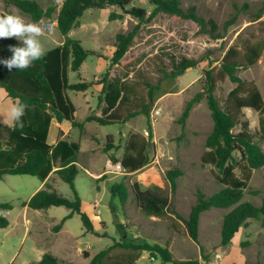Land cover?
I'll return each instance as SVG.
<instances>
[{"label":"rangeland","instance_id":"obj_1","mask_svg":"<svg viewBox=\"0 0 264 264\" xmlns=\"http://www.w3.org/2000/svg\"><path fill=\"white\" fill-rule=\"evenodd\" d=\"M38 1L45 8L55 6L58 11L63 0ZM181 1L183 8L195 4L201 16L214 18L221 32H225L224 24L234 15L236 20L228 27L223 38L215 39L203 32L197 22L175 15L159 13L149 21L140 22L138 18L125 14L124 18L111 21L110 13L122 12L120 8L91 7L69 32L68 36L80 39L86 49L98 52L89 55L80 71L70 72L71 83L98 82L106 77L114 86L124 90V99L118 107L122 114L140 109L142 104L149 101L147 84H159L167 92L155 101L148 115L140 114L123 125L85 122L83 129L71 126L67 132L66 139L81 145L77 162L80 171L75 186L83 210L92 219V231H85L77 213L56 231L55 226L71 212L65 206L29 209V217L35 215L39 218L27 224L21 204L41 189L42 181L37 176L26 174H7L0 179V202L13 205L11 210L0 209V215L11 222L8 227H0V264H32L46 252L60 257L65 264H89L98 252L124 239L136 244L149 242L168 247L178 260L199 259L204 264H264L263 217L250 220V225L242 227L230 244L223 245L221 231L224 217L232 208L213 207L202 213L199 237L195 241L187 234L185 223L176 214L149 216L137 205L134 197L132 184L136 181L144 190L159 187L171 197L175 210L188 218L199 191L209 196L223 188L217 180L218 169L202 159L207 150V136L213 128L207 99L203 98L194 105L184 124L180 118L188 101L204 90L203 69L219 66L223 55L240 34L241 41L264 39V12L261 13L264 0ZM131 5L146 7L149 13L152 9L148 0H132ZM7 13L20 14L31 21V17L16 6L0 0V14ZM139 22V32L128 52L119 63H112L117 33L129 32ZM36 23L43 28L39 39L44 50L65 40L66 36L59 31L55 20L43 18ZM15 39L22 45V41ZM182 58L197 60L198 65L188 68L183 75L171 81L167 74L173 70L174 61ZM238 74L244 79L254 80L264 97V52L256 65L242 69ZM235 85L226 79L219 83L215 93L223 100ZM1 88L0 108H3L5 95L2 90H5ZM68 93L77 107L76 117L79 121L84 122L91 114L103 115L107 107L102 84L92 85L86 91L69 90ZM155 109H159L160 114L153 117ZM244 118L249 120L253 131L259 132L257 139L264 150V135L260 134L264 133V113L245 108ZM239 129L240 126L235 131ZM57 133V127L53 126L49 140L52 141ZM131 133L138 134L139 141H148L150 163L134 173L109 171L108 165L114 163L110 155L121 160ZM109 136L114 148L106 152ZM235 154L240 156L239 152ZM169 170L182 172L176 177L175 189L167 177ZM236 172L242 176L240 167ZM118 182H125L129 186L130 195L125 205L111 193V186ZM50 184L52 190L60 195L74 198L70 185L58 174L51 178ZM263 198L264 168H259L254 170L242 201H251L259 206ZM36 233L37 239L34 237ZM129 253L135 255L136 251L115 247L106 264L124 261ZM141 254L135 264H162L161 259L148 250Z\"/></svg>","mask_w":264,"mask_h":264},{"label":"trees","instance_id":"obj_2","mask_svg":"<svg viewBox=\"0 0 264 264\" xmlns=\"http://www.w3.org/2000/svg\"><path fill=\"white\" fill-rule=\"evenodd\" d=\"M3 1L29 15L32 22L41 21L43 18L57 21V28L66 37L59 45L45 50L46 55L35 61L28 69L17 70L14 67L9 71L5 65L0 64V86L12 99L23 101L28 105L22 117L23 127L0 122V179L7 174H26L37 176L41 181H45L51 173L58 174L70 185L74 194L73 199L60 195L56 190H52L50 183H46L28 201L23 202V205L34 210L65 206L71 212L54 229L59 231L64 222L77 213L82 219L85 231L90 232L94 225L90 216L83 210L82 200L75 186V179L80 171L77 162L81 145L79 142L66 139L63 129L59 130L57 142L51 144L49 133L52 120L56 119L60 123L69 121L73 127L80 129L84 128L85 122L91 121L101 125H123L135 116L143 113L148 115L155 101L167 90L162 89L159 84H147L149 101L142 104L140 109L128 111L126 114L120 113L118 107L124 99V90L114 86L106 77L98 82H70V72L79 71L89 55L98 54V52L86 49L80 39L68 36L69 32L91 7L120 8L122 12L110 13L111 21L122 19L125 14L138 18L140 22L149 21L159 13L175 15L197 22L203 32L215 39L225 36L224 33L228 27L235 22L236 15L224 24L225 32H221L220 25L214 18L206 19L201 16L195 4H191L187 9L183 8L181 0H148L152 7L150 13L146 7L131 5L132 0H63L58 11L55 6L43 7L38 0ZM262 12L264 7L261 9ZM140 22L129 32L117 33L112 63H119L126 55L139 32ZM10 46L21 45L15 37L0 38V58L7 59L12 55ZM263 52L264 39L255 42H251L250 39L241 41L240 34L237 41L229 46L223 55L219 66H208L203 69L204 90L196 93L188 101L180 118V122L184 124L194 105L203 98L207 99L213 128L207 136V150L202 159L204 163H211L218 169L217 180L223 188L209 196L199 191L189 217L185 218L175 210L171 197L164 194L159 187L144 190L138 181L132 184L137 205L144 213L154 217L176 214L185 223L187 234L195 241L199 237L202 213L213 207L232 208L224 217L221 231L223 245L230 244L242 227L250 225V220L260 217L264 219V198L259 206L251 201H242L254 170L264 168V150L257 139L259 132L253 131L249 120L244 118V109L252 108L263 114L264 97L254 80L244 79L238 74L240 70L256 65ZM105 59L108 60V58ZM197 65V60L189 58L174 61V68L167 74V78L175 81L188 68ZM226 79H230L236 85L222 100L215 91L219 83ZM95 84H102V93L107 101V107L103 115L91 114L84 122L79 121L76 117L77 107L68 91H86ZM238 126L240 129L235 131ZM260 134L264 135L263 132ZM113 148L114 144L109 136L105 150L109 152ZM236 152H239V157L236 156ZM110 157L114 163L122 164L125 174L134 173L150 163L148 141L146 139L139 141L138 134L131 133L121 160L113 155ZM237 167H240L242 176L237 174ZM181 174L180 170L168 171L167 177L173 189L176 187V177ZM111 193L114 197H119L125 205L130 195L129 186L125 182L115 183L111 186ZM12 208L11 203L0 202V209ZM9 225V219L0 215V227L5 228ZM115 247L131 248L136 253L135 255L129 253L125 257L126 260L117 261L114 264H135L144 250L159 257L162 264H201L199 259H175L170 249L160 244L149 242L136 244L127 239L98 252L89 264H106L111 250ZM85 255L88 257L87 252ZM32 264L65 263L60 257L46 252L40 260Z\"/></svg>","mask_w":264,"mask_h":264},{"label":"clouds","instance_id":"obj_3","mask_svg":"<svg viewBox=\"0 0 264 264\" xmlns=\"http://www.w3.org/2000/svg\"><path fill=\"white\" fill-rule=\"evenodd\" d=\"M43 28L36 22L28 21L23 15L15 13L0 14V38L16 37L22 41L21 46H10L12 55L0 58V64L5 65L9 71L14 67L17 70L30 68L33 63L46 55L40 37ZM28 105L23 101H15L10 106L7 118L15 126L23 127L22 117Z\"/></svg>","mask_w":264,"mask_h":264},{"label":"crops","instance_id":"obj_4","mask_svg":"<svg viewBox=\"0 0 264 264\" xmlns=\"http://www.w3.org/2000/svg\"><path fill=\"white\" fill-rule=\"evenodd\" d=\"M56 22V24H57V21H55ZM80 71V70H79ZM3 88V87H2ZM1 88V89H2ZM4 89V88H3ZM5 90V89H4ZM2 93H3V95H5V97H4V99H3V101H4V107L3 108H0V112H1V115H0V122L1 123H4V124H9V125H13L14 123L12 122V121H10L8 118H7V113H8V110H9V108H10V106L12 105V103H14L16 100H14V99H12L10 96H6L7 95V92H6V90H5V92L2 90ZM53 126H56L57 127V129H58V133H57V135H56V137L55 138H53L52 139V141H50V143L51 144H54V143H56L57 142V139H58V134H59V130L60 129H63L64 130V137L66 136V134H67V132H69L70 131V127L72 126V124H71V122H69V121H64V122H62V123H60V122H58L56 119H53L52 120V124H51V127H50V131H51V128L53 127ZM49 135H50V133H49ZM56 173H51L50 174V176L45 180V181H42V183H41V185L39 186V187H41V188H43L44 186H45V184L46 183H50V180H51V178L55 175ZM40 190V189H39ZM29 200V199H28ZM27 200V201H28ZM24 202H26V201H24ZM21 206L23 207V209H24V212H23V217H24V219H25V222L27 223V224H31L32 223V220H34L35 222L37 221V219L36 218H39V217H35V215H33V217H29V209H31V208H29L28 206H24L23 205V203L21 204ZM13 209V208H12ZM4 210H7V209H4ZM9 210H11V209H9ZM34 210V209H33ZM37 210H41V209H37ZM10 221V220H9ZM10 224H11V222H10ZM10 226V225H9ZM37 230H39V228L37 227ZM34 237H35V239H37V233L34 235ZM36 241V240H35ZM141 257V256H140ZM36 261H38V260H36ZM26 264H27V262H26ZM201 264H204V263H201ZM215 264V263H214Z\"/></svg>","mask_w":264,"mask_h":264},{"label":"built area","instance_id":"obj_5","mask_svg":"<svg viewBox=\"0 0 264 264\" xmlns=\"http://www.w3.org/2000/svg\"><path fill=\"white\" fill-rule=\"evenodd\" d=\"M159 114H160V110L155 109L153 113V117H156ZM108 170L113 172L125 173V168L122 166L120 162L108 165Z\"/></svg>","mask_w":264,"mask_h":264}]
</instances>
